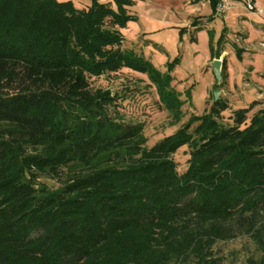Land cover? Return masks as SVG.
<instances>
[{"label": "trees", "instance_id": "1", "mask_svg": "<svg viewBox=\"0 0 264 264\" xmlns=\"http://www.w3.org/2000/svg\"><path fill=\"white\" fill-rule=\"evenodd\" d=\"M89 1L0 0V264H223L215 247L243 237L247 263L264 264V107L226 124L219 99L147 147L91 80L145 75L176 123L180 104L167 76L122 49L138 0ZM190 1L215 13L221 0Z\"/></svg>", "mask_w": 264, "mask_h": 264}, {"label": "rangeland", "instance_id": "2", "mask_svg": "<svg viewBox=\"0 0 264 264\" xmlns=\"http://www.w3.org/2000/svg\"><path fill=\"white\" fill-rule=\"evenodd\" d=\"M74 1L78 8L90 5L89 0ZM253 6L255 10L250 11L241 0H228L227 10L216 14L206 1L192 5L190 0H138L128 9L136 20L122 29V49L135 52L168 77L170 92L181 107L179 123L173 112L161 107L145 75L121 70L91 80L92 88L107 89L119 97L118 119L141 125L147 147L174 134L190 118L211 110L217 90L219 99L229 107L223 123H231L235 110L256 102L251 115L264 107V0H253ZM213 60H222V69L225 62L227 77L220 88L211 67ZM188 153L183 148L173 157L179 173L187 168ZM47 183L60 185L58 181ZM215 252L223 264H248L256 247L243 237L218 244Z\"/></svg>", "mask_w": 264, "mask_h": 264}, {"label": "water", "instance_id": "3", "mask_svg": "<svg viewBox=\"0 0 264 264\" xmlns=\"http://www.w3.org/2000/svg\"><path fill=\"white\" fill-rule=\"evenodd\" d=\"M211 67L213 69V74L217 80L218 85L222 82V60H213L211 63ZM214 102H217L219 100V91L214 92Z\"/></svg>", "mask_w": 264, "mask_h": 264}, {"label": "built area", "instance_id": "4", "mask_svg": "<svg viewBox=\"0 0 264 264\" xmlns=\"http://www.w3.org/2000/svg\"><path fill=\"white\" fill-rule=\"evenodd\" d=\"M243 3L247 5L250 11H254L255 8L253 6V0H241ZM228 0H221L220 3L217 5L215 13L222 14L227 10Z\"/></svg>", "mask_w": 264, "mask_h": 264}]
</instances>
